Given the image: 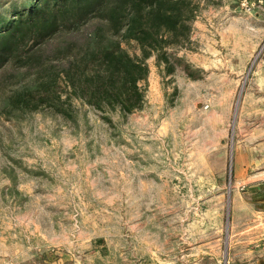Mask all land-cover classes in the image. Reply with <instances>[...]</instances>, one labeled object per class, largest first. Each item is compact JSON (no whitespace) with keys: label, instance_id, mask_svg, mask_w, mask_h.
I'll return each instance as SVG.
<instances>
[{"label":"rangeland","instance_id":"rangeland-1","mask_svg":"<svg viewBox=\"0 0 264 264\" xmlns=\"http://www.w3.org/2000/svg\"><path fill=\"white\" fill-rule=\"evenodd\" d=\"M242 37L251 60L264 52V0H201L176 71L150 58L144 108L112 122L77 99L70 118L8 117L32 77L7 66L0 264H227L231 202L264 184V89L229 78Z\"/></svg>","mask_w":264,"mask_h":264},{"label":"trees","instance_id":"trees-1","mask_svg":"<svg viewBox=\"0 0 264 264\" xmlns=\"http://www.w3.org/2000/svg\"><path fill=\"white\" fill-rule=\"evenodd\" d=\"M201 0H11L0 3V73L32 80L12 89L8 117L46 106L73 117L77 99L108 122L144 108L148 60L176 71ZM125 45H135L131 54ZM4 75L1 73V77Z\"/></svg>","mask_w":264,"mask_h":264},{"label":"crops","instance_id":"crops-1","mask_svg":"<svg viewBox=\"0 0 264 264\" xmlns=\"http://www.w3.org/2000/svg\"><path fill=\"white\" fill-rule=\"evenodd\" d=\"M241 42L245 46L235 51L233 60L229 55V78L240 81L251 72L252 79L264 89V52L251 60L249 44L243 37ZM233 44L238 45L237 38ZM232 111L229 106V117ZM248 191V196L237 195L231 202V224L223 256L227 264H264V184L255 183Z\"/></svg>","mask_w":264,"mask_h":264}]
</instances>
